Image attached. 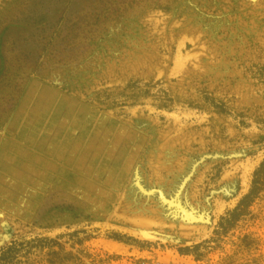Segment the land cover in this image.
Here are the masks:
<instances>
[{"label": "rangeland", "instance_id": "rangeland-1", "mask_svg": "<svg viewBox=\"0 0 264 264\" xmlns=\"http://www.w3.org/2000/svg\"><path fill=\"white\" fill-rule=\"evenodd\" d=\"M0 264H264V0H0Z\"/></svg>", "mask_w": 264, "mask_h": 264}]
</instances>
